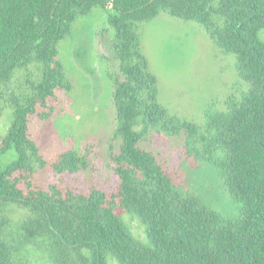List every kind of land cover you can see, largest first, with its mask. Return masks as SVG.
<instances>
[{
	"label": "trees",
	"instance_id": "1",
	"mask_svg": "<svg viewBox=\"0 0 264 264\" xmlns=\"http://www.w3.org/2000/svg\"><path fill=\"white\" fill-rule=\"evenodd\" d=\"M95 8L108 16L121 73L114 76L113 95V141L121 143L111 147L117 183L111 191L95 186L80 192L62 182L47 187L36 173L37 165L48 162L33 137V118L63 89L60 43L79 15ZM162 11L202 24L225 54L236 56L250 87L241 102L218 115L213 138L224 153L218 167L225 186L243 205L239 222L220 225L200 197L184 196L174 186L177 169L141 146L150 128L169 118L137 33V24ZM263 31L264 0H0V97L18 71L43 65L42 81L16 104L0 140V207L30 213L20 230L24 242H40L51 264H110L111 258L119 264H264ZM88 49L80 51L85 61ZM82 70L95 73L87 62ZM179 122L196 131L188 121ZM51 167L65 175L86 168L70 152ZM117 210L141 221L150 245L131 234ZM14 254L9 241L0 239V264H14Z\"/></svg>",
	"mask_w": 264,
	"mask_h": 264
},
{
	"label": "rangeland",
	"instance_id": "2",
	"mask_svg": "<svg viewBox=\"0 0 264 264\" xmlns=\"http://www.w3.org/2000/svg\"><path fill=\"white\" fill-rule=\"evenodd\" d=\"M107 19L106 12L97 8L79 15L58 47L63 89L55 102L33 118L32 128L40 154L48 162L44 167L37 165L36 173L47 187L62 182L64 187L87 192L95 186L106 191L116 186L111 147L117 149L121 140L113 141L117 126L113 95L114 76L121 73L114 32ZM137 33L157 81L158 102L169 117L150 128L142 148L177 169L174 186L184 196L200 197L220 225L239 222L243 205L225 186L218 167L224 153L213 142L218 115L250 91L240 77L236 56L225 54L202 24L163 11L153 20L137 24ZM259 36L264 41V31ZM88 46L89 60L85 61L80 51ZM86 62L95 73H84ZM42 78L43 65L33 63L18 71L1 91L0 140L16 104L32 93ZM172 119L173 125L166 126ZM179 120L193 124L196 131L181 128ZM178 127V133L172 134ZM64 152L75 153L86 168L74 175L55 174L51 164ZM117 214L137 240L150 245L146 228L134 214L124 210ZM29 216L19 207H0V239L13 246L14 264H51V256L40 242H24L20 230ZM110 264L119 263L111 258Z\"/></svg>",
	"mask_w": 264,
	"mask_h": 264
}]
</instances>
